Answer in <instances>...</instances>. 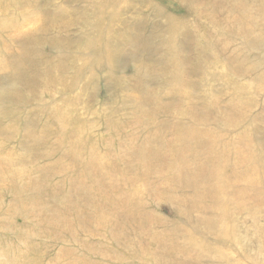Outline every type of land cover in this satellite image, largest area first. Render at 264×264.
<instances>
[{
  "label": "rangeland",
  "instance_id": "1",
  "mask_svg": "<svg viewBox=\"0 0 264 264\" xmlns=\"http://www.w3.org/2000/svg\"><path fill=\"white\" fill-rule=\"evenodd\" d=\"M0 264H264V0H0Z\"/></svg>",
  "mask_w": 264,
  "mask_h": 264
},
{
  "label": "bare ground",
  "instance_id": "2",
  "mask_svg": "<svg viewBox=\"0 0 264 264\" xmlns=\"http://www.w3.org/2000/svg\"><path fill=\"white\" fill-rule=\"evenodd\" d=\"M197 128V127H196ZM189 129H191V128H189ZM198 129V128H197ZM208 129H210V128H208ZM160 130V129H159ZM179 130V129H178ZM181 130V129H180ZM193 131V130H192ZM194 131H196V130H194ZM200 131V130H199ZM174 132V131H173ZM185 132H187V131H185ZM187 133H189V132H187ZM197 133V132H196ZM201 133V132H200ZM130 134V133H129ZM177 134V133H176ZM183 134V133H182ZM205 134H208L209 136H210V132H209V130H208V132H206L205 131V133L203 132V135H205ZM174 135V134H173ZM192 135V134H191ZM194 135V134H193ZM192 135V136H193ZM196 135V134H195ZM199 135V134H198ZM202 135V134H201ZM201 135H199V136H201ZM212 135V134H211ZM136 136V135H135ZM197 136V135H196ZM208 136V137H209ZM109 137V136H108ZM131 136H129V138H130ZM204 137V136H203ZM113 138H114V136H113ZM117 138H118V136H117ZM89 139H90V137H89ZM109 139H111V138H109ZM123 139V138H122ZM121 139V140H122ZM83 140V139H82ZM130 140V139H129ZM133 140V139H132ZM175 140V139H174ZM180 140V139H179ZM184 140V139H183ZM190 140V139H189ZM87 141V140H86ZM125 141V140H124ZM83 142V141H82ZM135 142V141H134ZM179 142V141H178ZM177 142V143H178ZM87 143H89V141L87 142ZM94 141H92V142H90V144L87 146V149L86 150H89V153L91 154V153H93L95 150V145H94ZM176 143V142H175ZM75 144H77V143H75ZM106 144V143H105ZM83 145V144H82ZM121 145V144H120ZM131 145V144H130ZM75 147V146H74ZM111 147V146H110ZM120 147V146H119ZM213 147H214V145H213ZM85 148V147H84ZM156 148V147H155ZM193 148V147H192ZM223 148V146H222V144L221 143H216V147H214V150H215V163L217 164V168L216 169H218L219 168V170L221 169V168H223V166L225 165V163H226V161H227V158H226V153H224V150L222 149ZM75 149V148H74ZM117 149H118V147H117ZM121 149V148H120ZM123 149H124V151H126V152H128L130 155H132L131 157L129 156V157H127V158H122L121 156H118V157H116V158H111V159H109V161L111 160V161H113V164L115 163V162H122V163H124V168L126 169L125 171H130V170H133V172L132 171H130V172H132L131 174H127V175H125V173H121L120 171V173H121V175H122V179H123V182H128V183H130V185H131V187L133 188V186L135 187V185L137 184V181H135L134 182V175H138V177L139 178H141L139 181H143V182H145L146 180V177L144 176V173H146V171H147V169H146V164H144L143 163V161L145 160V159H148V154H146V153H144V152H142L141 151V148H137V146L135 147V146H127V147H123ZM76 150V149H75ZM109 150H110V148H109ZM111 150H113V149H111ZM120 151V150H119ZM192 151V150H191ZM195 151V150H194ZM76 152V151H75ZM82 152V151H81ZM118 152V151H117ZM121 152V151H120ZM158 152V151H157ZM128 153H126V154H128ZM231 153H233L232 154V156H231V159H233L232 161H233V165L234 166H239L240 167V163H241V158H242V150L241 149H235V151L233 150ZM76 154V153H75ZM79 154V153H78ZM110 154H112L113 155V153H110ZM123 154V153H122ZM159 154V153H158ZM188 154H194V152L192 151V152H190V151H188ZM86 156V155H85ZM114 156V155H113ZM108 161V162H109ZM84 162V161H83ZM89 162H90V160H89ZM89 162H85L83 165V169L82 170H90V168H92L93 166H94V164H92V163H89ZM96 162V161H95ZM144 162H146V160L144 161ZM150 162V161H149ZM183 162L185 163L186 162V160H183ZM104 163V162H103ZM107 162L105 161V164H106ZM147 163V162H146ZM178 162H176V164H177ZM190 163V164H189ZM191 163H193L192 162V160L190 161V162H188V164L189 165H191ZM98 165V164H97ZM109 165H111L110 163H109ZM115 165V164H114ZM120 166V165H119ZM149 166V165H148ZM115 167V166H114ZM199 167L200 166H197L196 168H195V170H197V169H199ZM106 168V167H105ZM109 168V167H108ZM113 168V167H112ZM150 168V167H149ZM207 168H208V170H210L211 172H214V170L215 169H213V167H212V165L210 164L209 166H207ZM81 169V168H80ZM104 169V168H103ZM111 169V168H110ZM81 170V171H82ZM114 170V169H113ZM153 170V169H152ZM95 171H96V169H95ZM135 171V172H134ZM153 172V171H152ZM86 173H88V172H86ZM112 173V172H111ZM115 173H117V172H115ZM135 173V174H134ZM195 172H193V174H194ZM97 174V173H96ZM114 174V173H113ZM192 174V175H193ZM212 174V173H211ZM98 175V174H97ZM103 175V174H102ZM156 175V174H155ZM217 175V174H216ZM81 176H83V174H82V172H81ZM85 176V175H84ZM106 176V175H105ZM104 176V178H106ZM114 176V175H113ZM125 176V177H124ZM156 176H158V175H156ZM237 176L239 177L238 179H239V181H240V179H242L243 178V172L240 170V171H238V173L236 174V179H237ZM102 178L103 176H99V178ZM178 177H180V176H175L174 178L176 179V178H178ZM109 178V177H108ZM115 178H117V177H115ZM118 178H119V176H118ZM192 178V177H191ZM174 179V180H175ZM100 180V179H99ZM176 180H178V179H176ZM91 181V180H90ZM111 181V180H110ZM138 181V182H139ZM217 181V180H216ZM239 181H236V183H238L239 184ZM120 182V181H119ZM118 182V183H119ZM159 182V181H158ZM166 182V181H165ZM220 182V183H219ZM100 183H102V182H100ZM118 183H114L113 181H111V184H110V187L111 188H113L112 189V191L114 192V194H113V197H115V204L117 205V206H115V207H118V208H123V209H127V208H130V207H138V208H141V205H142V203H141V201H140V198H132V196H133V193H136V191H137V189H132V190H125V191H120V189H118V188H116V187H118ZM225 181L223 180V181H221V180H219L218 179V181H217V185H216V189H215V197L218 199V201H219V204H220V200H222V199H224L225 197H227L226 198V201L227 202H230V204H228V205H221L220 206V212H221V214H222V220H221V224L218 226V228L216 229L217 231H216V233H221L224 237H226V236H228V237H232L234 240H243V236H242V234H240V232L238 231V229H237V226H235V222H236V219H235V217H234V214L237 212V209H246V210H248V211H250V213L253 215V219L255 220L256 219V214H257V209H255L256 207L254 206V207H252V206H248V205H244V203H243V200L242 199H240L239 198V194H240V191H242V188L240 187L239 188V186H238V188L233 192V193H230V194H227L228 192L226 191V187L224 186L225 185ZM92 184V183H91ZM94 184H96V183H94ZM99 184V183H98ZM103 184V183H102ZM125 184V183H124ZM135 184V185H134ZM155 184V183H154ZM162 184V183H161ZM164 184V183H163ZM108 185V184H107ZM156 185V184H155ZM160 185V184H159ZM78 186V185H77ZM91 186V185H90ZM93 186V185H92ZM164 186V185H163ZM256 186H258V183H256ZM107 187V186H106ZM130 187V188H131ZM162 187V186H161ZM20 188V187H19ZM18 188V189H19ZM81 188V187H80ZM83 189V188H82ZM104 189H105V187H104ZM96 190V189H95ZM99 190V189H98ZM20 191V190H19ZM93 191V190H92ZM100 191V190H99ZM102 191V190H101ZM101 191H100V194H101ZM127 191V192H126ZM106 192V191H105ZM88 193V192H87ZM86 194V193H85ZM103 194V193H102ZM137 194V193H136ZM222 194V195H221ZM225 195V196H224ZM139 197V196H138ZM254 199V198H253ZM79 202V201H78ZM187 203V202H186ZM66 205V204H65ZM73 205H75V204H72V206ZM114 208H112V209H109V214H114L115 212H114ZM143 210V209H142ZM124 214V216H123V219H125V221H127V219H128V216H127V213H125V212H123ZM147 213H149V212H147ZM195 215V221L193 220V216ZM112 217H114V215H112ZM233 217V218H232ZM101 218V217H100ZM188 218H189V220H188V223L190 224V225H192L193 226V228H198V229H201V228H203V226H205L206 225V220H205V218L203 217V216H199V215H196V214H194V213H188ZM229 218H230V220L232 221L231 222V224H233V225H231L230 227L231 228H229V229H227L226 227H225V223H226V221L227 220H229ZM234 220H235V222H234ZM199 227H201V228H199ZM243 231V230H242ZM77 261V260H76ZM67 263V262H66ZM75 263V262H74Z\"/></svg>",
  "mask_w": 264,
  "mask_h": 264
}]
</instances>
